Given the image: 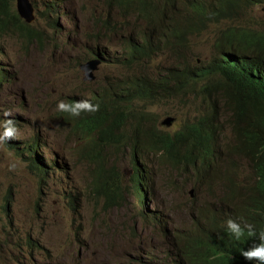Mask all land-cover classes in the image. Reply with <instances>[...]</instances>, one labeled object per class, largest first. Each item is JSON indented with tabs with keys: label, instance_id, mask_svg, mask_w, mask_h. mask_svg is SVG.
I'll use <instances>...</instances> for the list:
<instances>
[{
	"label": "rangeland",
	"instance_id": "obj_1",
	"mask_svg": "<svg viewBox=\"0 0 264 264\" xmlns=\"http://www.w3.org/2000/svg\"><path fill=\"white\" fill-rule=\"evenodd\" d=\"M13 0V11H15ZM31 0L36 19L33 24L44 31V41L27 44L16 33L0 35V63L3 82L0 84V120L12 119L15 124L13 141L17 146L31 143L36 137L41 145L46 165L51 167L43 181L31 172L28 163L8 147L6 139L0 141V264H126L127 258L144 259L151 251L144 240H128L129 236L154 239L155 256H161L168 248L167 240L157 235L161 226L143 225L137 218L142 209L141 198L131 186L132 162L128 153L116 145L95 146L82 142L81 136L59 117L56 107L66 95L89 94V91L108 80L120 83L128 70L123 66L101 64L93 82L83 80L79 64L89 57L92 47L105 54L122 46V35L106 32L100 19L106 20L119 13L107 9L103 0ZM237 18L249 28L264 29V5H257ZM69 16V17H68ZM56 25H53L54 21ZM114 20V19H113ZM135 31L142 25L139 19L130 18ZM231 22L211 24L203 33L191 38L190 62L208 66L216 57L215 42L218 35ZM101 31V37L94 35ZM99 41V42H96ZM91 58V57H89ZM88 58V59H89ZM176 62L171 50L160 52L147 68L159 73ZM203 82V81H202ZM184 96H187L183 93ZM206 101L194 98L167 99L159 103L139 101L138 111L147 110L159 124L169 115L176 117L172 126L162 125L169 131H177L189 119L204 115L212 107H219L218 149L221 159L238 160L241 166L236 174L243 181H250L242 174V167L250 163L237 154L236 138L231 127L235 124L231 109L224 98ZM7 111L11 115L4 116ZM130 117L129 122L133 123ZM163 128V129H164ZM122 130L133 134L127 123ZM2 132V129H0ZM148 167L155 179L154 190L143 202L150 212H163V222L172 219L173 209L182 208L187 199L183 191L185 174L169 165L165 158L148 154ZM10 163H15L12 170ZM105 163L106 172L119 170L124 184H128L124 207L111 210L102 197L93 190L97 165ZM220 176L224 170L221 160L216 162ZM211 176L215 177L213 171ZM112 180L110 179V182ZM10 193L9 209H4ZM155 194V197H151ZM218 190L199 188L197 201H209ZM147 202V203H146ZM135 227L132 233L127 229ZM36 243L33 246V243Z\"/></svg>",
	"mask_w": 264,
	"mask_h": 264
},
{
	"label": "trees",
	"instance_id": "obj_2",
	"mask_svg": "<svg viewBox=\"0 0 264 264\" xmlns=\"http://www.w3.org/2000/svg\"><path fill=\"white\" fill-rule=\"evenodd\" d=\"M107 9L119 13L106 20L100 19L106 32L123 31L125 33L122 54L117 60L126 64L127 69L141 61L149 59L159 50H174L177 46L191 47V38L203 33L211 24L231 22L218 35L215 47L218 51L211 63L204 67L191 66L188 63L171 69L166 79L146 80L144 77L123 79L119 85L108 84L97 92H92L87 99L73 96L66 103L76 100H89L99 104L98 111H81L79 116L58 111L67 122L75 124L79 130L95 134L98 139L116 140L128 143L129 155L135 163L147 153L161 154L170 160L182 158L192 161L195 155L202 156L214 151L220 130L219 107H212L209 112L189 119L177 131H169L158 125L147 110L138 111L136 101L154 103L167 94L192 91L198 97L217 96L220 91L229 101L232 111L230 119L235 120V132L241 152L245 144L249 156L256 157L257 168L264 166V29L249 28L239 23L237 18L244 16L245 9L264 4V0H103ZM50 8L57 3L52 0ZM13 0H0V35L15 29L17 35L29 41H44V31L23 23L12 10ZM130 18L142 20L144 26L137 31L131 28ZM114 19V20H113ZM123 19V20H122ZM55 20L53 25H56ZM101 36V31L95 35ZM1 68V67H0ZM0 72V84L3 82ZM201 80L204 82L201 84ZM142 88V90H141ZM132 117L133 123H130ZM131 125L133 134L122 130ZM121 132V133H117ZM125 142V143H126ZM16 155L28 163L33 174L41 180L46 178L48 167L37 156L40 143L35 137L28 145H15L8 141ZM12 144V145H11ZM14 145V146H13ZM242 148V149H241ZM185 149V155L181 150ZM131 180L138 191L146 187L147 173L135 168ZM145 176V177H144ZM95 191L104 197L108 206H120L125 202V188L119 172L108 184V178L101 169L94 181ZM264 189V186H262ZM142 191V190H141ZM10 193L4 209H9Z\"/></svg>",
	"mask_w": 264,
	"mask_h": 264
},
{
	"label": "clouds",
	"instance_id": "obj_3",
	"mask_svg": "<svg viewBox=\"0 0 264 264\" xmlns=\"http://www.w3.org/2000/svg\"><path fill=\"white\" fill-rule=\"evenodd\" d=\"M51 4L50 7H52ZM56 6H58V3ZM16 7L17 0L15 1L16 16H18V18H20L23 23L34 26L33 24H31L36 19L34 5L33 7L35 19L31 22H28L25 18L19 16ZM13 13L15 12L13 11ZM142 26H144V23H142L140 27ZM13 31L14 33H16L15 29H11V31L9 32ZM109 32L115 34L119 31L111 30ZM120 32L122 35L121 44L123 45L125 37L124 35L126 32ZM21 38L25 40L27 44L31 42H37L35 40L30 42L28 38ZM39 43H43V41H39ZM122 47L123 46H121L117 51H113L110 53L105 52L107 54V57L104 53L100 52L98 48H90L88 50V53L90 54L89 57L91 58L88 57L89 59L86 58L85 61L83 60L79 64V69L84 74L83 80L90 82L95 81L97 77L96 72L104 62H106L107 65L111 64L120 68L121 66L126 68V64L122 63L121 65L117 60V58L122 54ZM166 50H159L158 52L153 53L149 59L141 61L136 66L131 65L128 69L126 68L128 70V73L125 76L126 79L129 77L134 78L135 76H140L146 78V80H160V83H162L166 79L168 72L171 69L180 67L185 63H188L191 66H198L199 68L206 67L200 66L197 62L189 61V58L191 57V47L188 50V45H186L183 47L177 46L174 50H171L174 57H176V62L170 65L167 69L159 73H153L149 71L147 66L155 60L157 54ZM217 53L218 51L216 52V54ZM92 60H95L93 63H91V65H93L95 68L91 70V65H89V63ZM90 72L92 73L93 78H91V76L89 75ZM202 81L204 82V80H201V84L203 83ZM120 83L113 84L117 86ZM108 84H112V82L108 80V82H106L105 84L98 85L96 89H92L91 91H89V94L66 95L64 100H59L57 102L56 107L58 111L70 113L72 116H79L82 110L89 113H94L98 111L99 104H93L89 100H76L74 103L66 102L73 96L85 98L92 92H97ZM222 92L223 91H220L217 96L212 97L213 99H217V105L219 104V101L224 102V98L226 99ZM161 94L163 95V98H161L160 100H156V103L166 101L167 99H181L182 101L184 98H194L195 101L204 99L203 96L198 97L195 93H192V91L184 92V94H186L187 96H184L183 92L173 93V91L168 94L166 92H161ZM209 98L210 97H208L207 99ZM139 101L140 100H137L136 103ZM226 101L230 107L229 109H231L232 105H230L227 99ZM10 115L11 114L9 112H4L5 117H9ZM59 117L63 118V116L61 115H59ZM169 117L174 118V121L171 125L166 123V121H169L167 120ZM175 121L176 117L173 115H169L164 119V121H162L161 124L170 127L175 124ZM67 123L72 127V132H75L76 134L81 136L80 141L86 143L92 142L90 151L93 150L95 146L116 145L121 148V151L123 150L125 153L129 154L128 143L126 142V139H124L123 141H118V139L111 141H106L104 139L100 140L95 134H89L85 130L77 129L75 127V124L72 125V123ZM161 124L158 123V125L162 127ZM233 126H235V124ZM0 129H2V132H0V141L6 139V142H14L12 139H10L14 137L15 133V124L12 119L0 120ZM231 130L237 141L235 146L237 154L235 155H241L242 159H245L250 163L249 167H242V174L250 181H243L239 177V175L236 174V171L241 167L238 160L230 158L224 161L221 159L222 150L218 149V142L214 145L213 152L203 154L202 156L196 154L195 158L192 161H188L183 158L181 160H170L164 155L156 154V156L158 157L165 158L169 165L175 167L179 172H183L185 174L183 191L187 188L188 193V201L186 202L187 204H185L180 209H173L172 219L167 224L163 222V212L159 214L150 212L148 210V207H146L143 203L146 200L148 193L151 194L154 190L155 179L153 177L152 171H147L148 164L146 161V156L151 153H147L145 156L142 155L141 157H139V159H136L135 163L132 162L130 158L132 162V170L134 173V167L138 168L142 173L145 172L144 170H146L147 173V180L145 183L146 187L142 185V191H138L135 187H133L131 183L133 190L135 191V193L139 194L142 202V209L139 210L137 218L143 225L149 224L153 226H161V230L157 233V235L162 239L167 240L168 248L165 251V255L162 253L161 256H155L154 250L158 249L159 246H155L156 242H154L153 238H150L151 241L148 242V238L144 239L142 236H129V241L131 239L138 240L140 242L144 240V243L148 245L151 251L146 255L144 259L138 257L127 258L126 264H264V189L262 187L264 186V166L261 170L257 168L258 158L256 157L255 159H253L249 156V150L246 144L244 150H241V152L239 151V149L237 148V144L239 143L242 145L244 143L238 142L239 138L233 127H231ZM218 141H220V138ZM17 144H19V142H17ZM22 145L24 146L28 144ZM39 151H41V145ZM39 151H37L38 159L41 163L44 164L46 169L48 166L45 163L46 161L42 156V152H40L38 155ZM185 153V149H182L181 155L184 156ZM218 160H221L224 163L222 176H220V170L216 168V162ZM15 167V163H10L8 165V168L10 170L14 169ZM48 169L50 170L51 167L49 166ZM101 169H104L106 177L108 178V184H110L114 180L115 172H119V170L117 169H111L109 174L108 172H106L105 163H101L97 165L96 176ZM213 171L215 172V177L211 176ZM151 174L153 183L149 182L148 175L151 177ZM132 176L133 175H131L130 178H132ZM47 178L48 176L46 175V178H44L43 181H45ZM110 179L112 180L111 182ZM121 180L123 182L122 176ZM94 185L95 183L93 184V190L95 191ZM201 186H204L208 190L217 189L219 194L211 195L213 199H211L209 203L205 200L199 202L196 199L199 188ZM124 188L126 198V194H128L127 191L129 190L128 184H124ZM97 195L98 197H102L104 199V197L100 194L97 193ZM151 197H154L153 194ZM124 205L125 202L120 206H107L111 210H118L124 207ZM127 230L134 233L136 229L134 226H131ZM35 245L36 243L34 242L33 246Z\"/></svg>",
	"mask_w": 264,
	"mask_h": 264
},
{
	"label": "water",
	"instance_id": "obj_4",
	"mask_svg": "<svg viewBox=\"0 0 264 264\" xmlns=\"http://www.w3.org/2000/svg\"><path fill=\"white\" fill-rule=\"evenodd\" d=\"M17 13L19 16H21L22 18H25L28 22H31L35 19V15H34V7L32 5V3L30 2V0H17ZM95 60H92L89 65H91V63H93ZM91 70L94 69L95 67L93 65L90 66ZM90 69V68H89ZM89 75L91 76V78H93L92 73L90 72ZM166 121L167 124L171 125L174 121V118L169 117Z\"/></svg>",
	"mask_w": 264,
	"mask_h": 264
},
{
	"label": "bare ground",
	"instance_id": "obj_5",
	"mask_svg": "<svg viewBox=\"0 0 264 264\" xmlns=\"http://www.w3.org/2000/svg\"><path fill=\"white\" fill-rule=\"evenodd\" d=\"M69 17V16H68ZM141 90H142V88H141ZM15 142V145H17V142L16 141H14ZM12 145V144H11ZM14 146V145H13ZM150 169H149V167L147 168V171H149ZM148 177H149V182L150 183H153V181H152V174H151V177L148 175ZM155 194H153V196H154ZM155 197V196H154ZM147 203V202H146Z\"/></svg>",
	"mask_w": 264,
	"mask_h": 264
}]
</instances>
